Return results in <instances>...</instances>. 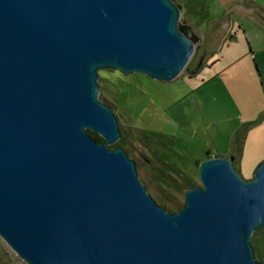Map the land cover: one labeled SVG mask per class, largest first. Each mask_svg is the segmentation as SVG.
Returning a JSON list of instances; mask_svg holds the SVG:
<instances>
[{"label":"water","instance_id":"obj_1","mask_svg":"<svg viewBox=\"0 0 264 264\" xmlns=\"http://www.w3.org/2000/svg\"><path fill=\"white\" fill-rule=\"evenodd\" d=\"M177 16L169 0H0V237L28 264H261L264 161L245 180L206 158L171 213L106 145L121 132L97 70L176 78L193 52Z\"/></svg>","mask_w":264,"mask_h":264},{"label":"rangeland","instance_id":"obj_2","mask_svg":"<svg viewBox=\"0 0 264 264\" xmlns=\"http://www.w3.org/2000/svg\"><path fill=\"white\" fill-rule=\"evenodd\" d=\"M169 1L178 13L177 30L189 36L193 45L192 55L179 75L155 79L140 72L100 68L97 73L101 77L96 82L98 100L110 104L121 132L120 139L106 143L107 147L122 146L134 158L139 180L156 204L177 212L185 203V193L202 186L200 164L207 154L223 153L227 137L235 136L229 149L235 143L239 146L245 137L237 172L245 180L254 178L264 159V95L262 89L254 104L261 109L257 121L230 134L240 112L223 97H227L225 85L216 75L226 60V56L221 58L220 47L224 38H229L223 9L242 0ZM246 90L253 95L252 90ZM255 231H260L259 240L252 235L249 242L254 258L264 264V226ZM0 264L28 263L0 237Z\"/></svg>","mask_w":264,"mask_h":264},{"label":"crops","instance_id":"obj_3","mask_svg":"<svg viewBox=\"0 0 264 264\" xmlns=\"http://www.w3.org/2000/svg\"><path fill=\"white\" fill-rule=\"evenodd\" d=\"M223 16L229 38H224L220 47L221 58L226 56V60L221 73L216 76L220 75L225 85L227 97H223L240 112L236 117L235 127L231 125L232 129L229 133L232 134L254 124L261 110L260 105L257 108L254 104L258 102L256 100L260 97L262 89L264 95V0L237 1L223 9ZM212 55L214 56V53ZM258 81H260L259 88ZM246 88L252 90L251 93L254 96L252 94L249 96L250 93L246 92ZM233 138H226L223 153L208 155V157L229 158L237 170L243 157L240 145L245 137L241 138L239 146L235 143L233 144L235 146L229 149V144H232L230 139L233 140ZM237 138L239 137L236 136V141Z\"/></svg>","mask_w":264,"mask_h":264},{"label":"trees","instance_id":"obj_4","mask_svg":"<svg viewBox=\"0 0 264 264\" xmlns=\"http://www.w3.org/2000/svg\"><path fill=\"white\" fill-rule=\"evenodd\" d=\"M98 77L100 78L101 76L99 75V71H98ZM99 101L101 102V103H103V104H105V105H107L112 111H113V109H112V107L110 106V104L108 103V102H106V101H104V100H102V99H99ZM113 113H114V111H113ZM116 116V115H115ZM117 118V117H116ZM89 135L92 137V138H94V139H96L98 142H102L103 140H102V138H100L99 136H97L96 134H94V133H92L91 131H89ZM114 149H123V147L122 146H120V145H118L117 147H115ZM124 150V149H123ZM125 151V150H124ZM125 153L127 154V156H128V158L130 159V160H132L134 163H135V165H136V162H135V160H134V158L132 157V156H130L129 155V153L127 152V151H125ZM206 158H209L208 157V154L206 155ZM140 181H141V183L146 187V185H145V183L140 179ZM147 190V189H146ZM161 206H163V208H165L168 212H171V213H176V211L174 210V208H172V207H168V206H166V205H164V204H162ZM184 207V205L182 206V208ZM181 208V209H182ZM180 209L178 208V211H179ZM177 211V212H178ZM260 231H254V233H253V236H254V238H255V241H258L259 240V238H260Z\"/></svg>","mask_w":264,"mask_h":264},{"label":"flooded vegetation","instance_id":"obj_5","mask_svg":"<svg viewBox=\"0 0 264 264\" xmlns=\"http://www.w3.org/2000/svg\"><path fill=\"white\" fill-rule=\"evenodd\" d=\"M193 76H195V75H192V76H190L189 78H192Z\"/></svg>","mask_w":264,"mask_h":264}]
</instances>
